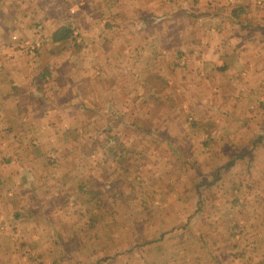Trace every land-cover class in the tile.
Wrapping results in <instances>:
<instances>
[{"label": "rangeland", "instance_id": "1", "mask_svg": "<svg viewBox=\"0 0 264 264\" xmlns=\"http://www.w3.org/2000/svg\"><path fill=\"white\" fill-rule=\"evenodd\" d=\"M17 1L0 0V29L10 33L11 40L5 38L4 44L28 55L34 77L27 82L19 71L13 76L22 90L11 88L13 98L7 96L10 88L0 92V219H7V224L3 223L6 225H0L1 264H42L43 258L31 253L25 257L22 252L28 245L39 247L35 237L41 227H47L49 234L54 231L58 238L64 254L59 256L62 264H264V174L260 173L264 166V92L250 95L245 103L247 111L238 103L242 92L236 97L237 105L221 103L223 92L217 106L232 112L228 119L217 112L214 118L205 117L200 105L198 112L193 107L190 117H184L180 94L157 96L158 91L145 80L152 75L162 87L165 83L158 77L166 76L164 70L169 65H126V72L114 74L110 67L108 72L104 65L86 64L73 49L72 55L65 51L70 60L66 63L52 61L53 56L50 63L40 59V55L48 58L46 52H59L47 36L57 25H70L75 16L78 18L71 25L82 30V34L74 33L80 46L94 43V39L106 42L120 37L117 32L101 38L99 32L106 14H110L109 22L119 24V0H43L47 8H42L45 13L40 17L27 13L32 8L28 0L23 6ZM262 1L240 0L239 4L254 7ZM132 3L127 0L124 4L128 12L141 4L146 14L151 13L147 0ZM229 3L211 0L204 13L232 8ZM14 7L18 11L11 10ZM190 10L192 13L194 8ZM20 13L21 21L16 19ZM262 16L264 25V13ZM203 19L198 18L200 23ZM90 26L100 29L94 35L85 33ZM32 45L37 48L32 49ZM10 51L0 48L2 74L10 68L4 62V58L13 56ZM46 67L51 74L40 75L42 79L35 82ZM104 68L107 77H116L113 82L125 78V84L121 89V83L113 84V92H107L109 98L103 106L106 96L85 77H95ZM137 79L143 82L142 89ZM217 98L209 100L217 102ZM251 117L252 123H245ZM167 120L169 124H165ZM140 128L148 132L151 128L152 136L147 132L140 139ZM157 137L161 142L154 140ZM246 149V156L232 161V156ZM69 155L73 157L71 164L65 162ZM247 157L253 158L250 161ZM249 163L254 165L252 170ZM61 167L75 175L69 188L55 184L56 179L63 180L65 173L60 179L53 176ZM27 170L50 175L45 186L51 188L48 198L54 199L55 207L41 209L46 195L31 193L30 199L39 206L29 208L35 212V219L18 222L20 218L12 220L9 216L24 211L20 209L21 180L27 181ZM218 175L220 179H216ZM86 184L90 191L83 190ZM222 184L228 189L222 190ZM248 185H253L248 187L252 195L247 194ZM11 187L14 195L8 196L5 190ZM12 248L13 254L9 253Z\"/></svg>", "mask_w": 264, "mask_h": 264}, {"label": "crops", "instance_id": "2", "mask_svg": "<svg viewBox=\"0 0 264 264\" xmlns=\"http://www.w3.org/2000/svg\"><path fill=\"white\" fill-rule=\"evenodd\" d=\"M42 1L39 2L38 0H28L32 8L30 12L27 13L33 15L36 13V16L39 17L43 16L45 10H42V8L46 7V4L44 1ZM135 1L136 0H134V2ZM147 1L151 6V9L148 6L149 11H151L150 14H146L145 10H142L141 4L140 8H135L138 4H133L132 0H129V2L135 6L134 12H128V8H125L124 6V4L127 3V0H119V11H121V18L117 16V19H120L118 20L119 24L116 26V24L109 22L110 16L108 15L110 14H106L107 16L104 15L106 18L103 21L105 24H101V30L99 31L101 33V38L106 34L111 35L112 33L119 32V39L115 37L116 39H109V41L106 42L100 41L99 39H94V43L86 42L83 46H80V42H78L77 37L74 36V33L76 32L82 34V30L81 28H76L75 24L73 26L71 25L78 18V16H75L77 15L76 9L72 8V10H75L73 12L75 17H73L74 21L69 23L72 31L70 37L65 40L55 41L53 39L54 32L63 26L62 24L57 25L50 32L47 38L53 47L56 46V48H58L57 51L59 50V52L53 55L52 51H44L46 54H49V56L48 58H44L43 55H40V59L43 58V60H45L47 63H50V58L53 56L52 58L54 59L52 61L58 62V60L61 59L66 63L70 60L65 57V51L67 52L69 50L67 55H72L71 49H73L76 50V53L82 56L83 59H85L86 64L91 63L94 65H104L107 70L108 67H110L111 70L114 69V74H116L117 71L119 73L126 72V69L123 67L126 65H169V68L164 70L166 76L162 78L161 76L158 77V79H161L162 83H165V85H162V87L157 86L155 81L156 79L153 78L152 75L147 76L145 80L149 83H152L150 87L154 91H158L157 96H162V94H167L168 92H171V96H173V92L175 96L176 94H180L183 100L181 113L184 115V117H190V114H192L194 111L193 107H196V112H198V105H200L205 109L203 112L205 117L212 116V118H214L216 115L215 112H217L218 114L221 113L224 119H228L230 118L232 112L226 110L222 111L221 108L217 106V103L220 102L219 99L223 92L224 100L221 103L229 105H237L236 103L238 99L236 97H240V93L242 92L243 95L240 97V102H238L240 103V106H245V103L248 101L250 95H252L253 92H264V25L261 24L263 19L262 13H264V1L261 0L263 5L256 4L253 7L250 4L249 6H244L245 4H239L240 0H236L235 4L232 5L234 0H230L229 4L232 8L227 7L224 8V10L219 8L217 14H211L210 9L207 10V14L204 13V10L210 6L209 1L211 2V0ZM219 1L223 2L224 4L225 0H216V2ZM17 2L18 6H23L24 3H27V0H18ZM255 3L257 2L255 1ZM190 7L194 8L192 13L190 12ZM11 10L18 11L17 7H14V9L12 8ZM24 11L25 10L22 12ZM153 11H155V14H153ZM259 11H261V14L258 13ZM16 16H19L16 19L21 21V13L17 14ZM202 17H204V19L203 22L200 23L198 18ZM183 18H185V21ZM154 22H158L159 24L157 25ZM189 23H195V25L191 27ZM22 25L23 24H21V26ZM90 27L91 28L87 27L85 29V33L91 32L94 35L95 31L100 29L96 28V26ZM159 29H161V33L163 34L159 32ZM5 38L11 40L10 33L8 35L5 34V31L1 28L0 48L2 47L10 49L11 51L9 53L13 56H11V58L8 57L7 59L4 58L5 64L7 63L10 68H6V70H4V74L0 72V92H2L1 90L3 89L8 90L10 88V91L7 92V96L12 97L13 91L11 92V88L14 89L16 87L15 89L22 90L21 87L17 88V85L20 84L15 82L13 74H18L19 71H21L20 73L22 76L24 74L25 80L27 82L33 79L34 74H30L28 55L23 54L22 51L24 50L17 49L15 46L12 47L10 44H4ZM75 45H77L76 48ZM168 45L169 50L166 49ZM85 46L87 47L85 48ZM77 48L80 50H77ZM58 57L60 58L58 59ZM22 64H24V66H22ZM18 66L21 68H17ZM51 67L54 68L55 66ZM105 68L101 74H98L100 72H97L95 77L92 74L85 77L87 81L95 84V87L103 93V96H106L101 102L103 103V106L106 104V98H109V96H107V92H113V84L121 83L119 85V89L123 88V85L125 84V78L121 80L119 79L117 82H113L112 79H115L116 77H107ZM1 70L2 69H0V71ZM46 74H51L48 72L47 67L45 68L44 72L39 74V76L34 79V81L37 82L39 80L38 78L42 79L40 75L46 77ZM49 75H47V78H50ZM138 76L141 77L139 74ZM153 76L155 77L156 74ZM140 79H137V81L139 89H142L143 82L140 81ZM59 80H61L59 83L63 82L62 78H58V81ZM145 84L147 85V83ZM139 92H141V90H139ZM234 92H237L238 94H233ZM20 95L22 97L24 95L23 92H21ZM216 96L218 97L217 100H215L217 102H214V100H209L215 99ZM2 98L5 99V97ZM18 99L19 98L16 100ZM245 109L246 111L248 110L247 106H245ZM167 110L168 108L165 105V113ZM229 110H231V108H229ZM249 115L252 114L249 113ZM246 117H248V115ZM252 117L251 119L246 118L245 123H248L249 120L251 124ZM175 118L177 121V117ZM216 120L213 121L215 122ZM165 124H169V120L165 121ZM198 126L201 127L200 124H198ZM8 130L10 133L11 129L8 128ZM230 130L231 127L229 131ZM140 132L141 133L138 137L142 139L143 136L148 133L151 135V128L149 132L148 129L144 130L140 128ZM154 140L161 142L159 137L155 138ZM263 142L264 140L261 141L262 144ZM247 154L248 152L246 149L244 150L243 154L239 153L232 156L233 160H231L236 162L238 161L237 158H242V156H246ZM250 154L252 156L253 152H250ZM9 155L13 156V154ZM7 157V160L10 161V156ZM247 158L251 161V158L253 157ZM72 160L73 157L70 155L65 157V162H68L67 164H71ZM249 166H251L250 169L254 167L253 163H249ZM260 168V173L264 174V166ZM50 170L53 172L55 171L52 168ZM69 171H71V173L66 174ZM31 172L34 174H31ZM31 172L28 170L25 172L27 173V181L21 180L22 191L20 202H22V204H20V209L23 208L24 211L28 209L30 212L29 208L33 209L32 205L34 203L30 199L29 195L38 191L41 194L46 195L45 203L41 206V209L44 208L47 210V208H50L51 206L54 208V199L52 202L50 200L51 198H48V196L52 195L51 188H47L45 186V184H48L50 175L47 172L44 174H38L34 170H31ZM72 172L73 171L70 169H65L62 171L61 167L59 173H54L53 176L58 175L59 178L60 175L65 173L63 174V180L58 181V179H56L57 182H55V184L57 183L63 188H69L70 183L75 179V175L72 174ZM253 172L252 174H254ZM0 177L2 176L0 175ZM2 179H5V176H3ZM52 186H54V184H49V187ZM224 186L225 184H222L220 187L222 190H227L228 188H224ZM252 186L253 185H248L246 187L247 194L252 195V193H254L248 189V187ZM89 189L91 190V187L88 188L87 184L86 188L83 187L84 191H88ZM5 191L8 196L14 195V190L12 187L7 188ZM236 202L237 200L235 199L234 203ZM37 204L38 203L34 204L35 207H39ZM24 211L20 214L18 210V213L14 214L12 212L10 213V216H8L12 220L14 217L20 218L18 222L24 219H35V212H30L31 214L27 215V211ZM2 212L3 207L0 209L1 217H3L1 215ZM6 221L7 219L5 222H2V219H0V225H6ZM46 230L47 227H41V232L35 237L39 241V247L37 249H32L28 245L22 252L25 254V257L31 253V255H34V257L43 258L41 259L42 264H62L59 256L64 254L60 245L57 244L59 240L58 238H55V235L53 234L54 231L50 232L49 234V232ZM18 232L21 235H25L22 234L23 232L21 229H19ZM49 235L53 237H50ZM27 237H29L30 240L32 239L29 235ZM12 239L14 238L12 237ZM1 250H3V248L0 245V255ZM4 251L8 253L6 249ZM9 253L13 254V248L10 249ZM1 263L2 261L0 260V264Z\"/></svg>", "mask_w": 264, "mask_h": 264}, {"label": "trees", "instance_id": "3", "mask_svg": "<svg viewBox=\"0 0 264 264\" xmlns=\"http://www.w3.org/2000/svg\"><path fill=\"white\" fill-rule=\"evenodd\" d=\"M72 31L69 25H63L62 27H60L58 30H56L53 34V39L55 41H59V40H65L68 37H70ZM221 176L218 175L216 177V179H220Z\"/></svg>", "mask_w": 264, "mask_h": 264}, {"label": "built area", "instance_id": "4", "mask_svg": "<svg viewBox=\"0 0 264 264\" xmlns=\"http://www.w3.org/2000/svg\"><path fill=\"white\" fill-rule=\"evenodd\" d=\"M28 45H30V44H28ZM31 48L32 49H35V48H37V46L32 45Z\"/></svg>", "mask_w": 264, "mask_h": 264}]
</instances>
